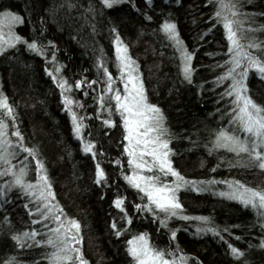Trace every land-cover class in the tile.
<instances>
[{
    "label": "trees",
    "instance_id": "trees-1",
    "mask_svg": "<svg viewBox=\"0 0 264 264\" xmlns=\"http://www.w3.org/2000/svg\"><path fill=\"white\" fill-rule=\"evenodd\" d=\"M241 2L243 10L252 16L251 21H245V24L251 23L254 30L249 35L264 42V28L259 27L264 25V0ZM90 4L96 9L94 14L87 11ZM135 4L133 8L124 0L111 8H102L99 0H0V11L8 9L23 18L22 24L14 26L15 32L29 39L38 38V43L47 46L44 56L29 52L20 42L7 49L6 54H0V92L15 109L16 127L23 134L26 146L38 148L64 213L80 222V247L89 264H132L126 242L140 232L146 233L150 243L158 248L179 249L174 256L186 254L189 264H195L197 258L201 264H264V247L258 246L264 230L258 223L260 218L256 211L219 195L220 187L223 189L225 185L222 181L226 180L239 179L248 186L264 188V170L237 165L234 153L211 148L212 130L227 124L223 115L225 105L219 99L225 85L213 82L222 69V65H216L226 58L227 45L222 26L214 17L209 19L214 11V0H180V3L151 0L147 6L144 0H135ZM145 12L151 20L143 15ZM167 18L176 22L183 46L193 53L191 83L180 74V54L176 47L159 30V25ZM113 26L138 66L148 100L157 103L163 111L172 133L169 147L173 149L170 154L173 166L187 178L215 181L206 185L207 191L197 193L190 187L180 191L178 198L183 215L190 219L172 217L164 226L147 210L140 212L133 207L141 203L143 194L138 195V190L124 179L130 169L123 149L125 141L119 114L112 115V126L97 119L93 85L88 86L87 95L75 88L68 93L83 105L79 109L73 106L74 111L93 114L85 115L86 127L82 133L95 141L96 158L93 159L92 154L82 152L80 141L72 132V120L64 108L60 89L44 71L45 67L54 69L51 59L54 53L60 66L57 75L72 84L76 79L96 81L98 93L103 84L100 79L103 70L98 69V63L108 67L114 78L117 74L114 34L110 31ZM48 41L53 43L48 44ZM246 83L251 89L250 95L264 104V83L255 76L254 70H250ZM5 119L10 132L11 120ZM13 138L9 135V139ZM25 155L27 153L21 152L12 164L27 166L29 176L34 179L35 162L30 156L28 161L22 159ZM113 160L118 163L113 164ZM97 162L105 173L99 184L95 177ZM9 179L0 177V183ZM117 195L124 197L125 210L131 217L127 227H124L123 213L113 204ZM8 197L7 202L0 201V220L8 217V224L0 230V264L13 256L21 264H49L44 256L52 251L50 246L21 249L11 239L12 233L25 228H36L40 233L37 239H45L47 233L39 222L31 223L28 209L24 207L28 202L26 194L14 188L8 192ZM144 199L146 201V197ZM200 215L211 217L221 228H228V232H221L223 240L211 233H195L199 222L192 217ZM35 218L33 214L32 219ZM113 221L122 229L120 236H116L111 227ZM51 227L52 224H48V228ZM172 230L176 232L174 239ZM228 243L241 249L242 256L233 257Z\"/></svg>",
    "mask_w": 264,
    "mask_h": 264
},
{
    "label": "snow or ice",
    "instance_id": "snow-or-ice-1",
    "mask_svg": "<svg viewBox=\"0 0 264 264\" xmlns=\"http://www.w3.org/2000/svg\"><path fill=\"white\" fill-rule=\"evenodd\" d=\"M121 2L122 0H99L102 8H111ZM128 2L136 8L135 0H128ZM144 2L146 6L151 4V0H144ZM177 3H180V0H177ZM214 4V11L209 19L214 17L215 22L222 26L227 45L224 53L226 58H222L220 65H216L217 67L222 65V69L219 75L213 78V82L214 85H225L223 91L219 93V99L225 105L223 115L227 119V124H221L217 129L212 130L211 148H223L234 153L237 165L249 168L256 166L264 170V104L258 103L250 95L251 89L246 83L250 70H254L255 76L264 83V42L254 35H249L254 30L251 23L245 24V21H251L252 16L243 10L241 0H214ZM87 11L94 14L96 9L90 4ZM143 15L151 20V16L146 12ZM23 22L21 14L17 12L8 9L0 11V54H6V49H12L20 42L29 52L44 56L47 46L43 42L38 43V38L29 39L13 30L14 26ZM259 27L264 28V25ZM5 28H7L6 33ZM159 30L176 47L180 54V74L184 80L191 83L194 71L191 65L193 53L183 46L176 22L167 18L159 25ZM110 31L114 34L112 44L117 74L114 78L108 67L98 63V69L103 70V75L100 77L103 84L98 93L96 81L76 79L72 84L64 76L57 75L60 73V66L55 61L54 53L51 57L54 69L45 67L44 71L51 76L53 83L60 89L64 108L67 109L72 120V132L80 139L81 150L84 153H92L93 159L96 158L95 141L82 135L86 127L85 115L93 114H78L74 111L73 106L79 109L83 105L68 93L75 88L87 95L88 86L93 85V101L97 104V119H102L104 125L112 126L114 124L112 115L119 114V123L123 127V141H126L123 149L130 169L124 175V179L131 187L138 190V195L143 194L140 196L141 203L134 204L133 207L140 212L147 210L164 226H167V221L172 217L182 216L185 220L190 219L183 215V206L177 197L178 191L186 187H190L197 193L207 191L206 185L213 184L215 181H197L187 178L173 166V161L170 159L173 149L169 147L172 133L165 123L163 111L157 103L148 100L138 66L128 54V46L121 40L116 27H111ZM200 38L202 39L203 35ZM52 43L48 41V44ZM0 110H2L0 112V165H2L0 177H10L9 180L0 183V201L7 202L8 192L13 187L18 188L21 194H26L28 197L24 207L28 209L31 223L39 222L47 233L45 239H37L40 233L36 228L31 230L25 228L12 233L11 239L21 249L36 245L50 246L52 251L45 253L44 256L49 264H89L80 247V222L66 215L63 207L56 200L51 178L47 174L39 150L35 145L32 147L25 145L23 134L16 127L18 121L15 109L8 103L7 97L2 92H0ZM104 112L108 115L102 116L101 113ZM5 118L11 120L10 132L9 123ZM9 135L17 139H9ZM21 152L27 153L22 159L28 161L30 156L35 162L34 179L29 176L27 166L15 167L12 164ZM240 154L244 155L241 157ZM112 163L116 164L118 160H113ZM231 164L230 161L229 166ZM104 176L105 173L97 162L96 183H101ZM169 176L171 179H168ZM222 183L226 184L227 188L220 191L219 195L254 209L257 217L260 218L258 223L264 230V188L248 186L239 179L226 180ZM113 204L123 213L124 227H127L131 217L125 210L124 197L117 195ZM33 214H36L35 219H32ZM192 219L199 222L195 228L197 235L211 233L223 240L221 232H228L227 227L221 228L216 225L209 216L200 215ZM6 224H8V217L4 216L0 220V230H3ZM48 224L53 226L48 228ZM111 227L116 236L121 235L122 229L115 221L111 223ZM175 236L176 232L172 230L171 237L174 239ZM126 243V250L132 258V264H189L186 254L174 256V252L179 249L158 248L150 243L144 232L132 235ZM258 246L264 247V237L260 238ZM227 248L233 257L242 256V250L233 244L228 243ZM4 264H21V262L13 256ZM195 264H201L198 258Z\"/></svg>",
    "mask_w": 264,
    "mask_h": 264
},
{
    "label": "rangeland",
    "instance_id": "rangeland-1",
    "mask_svg": "<svg viewBox=\"0 0 264 264\" xmlns=\"http://www.w3.org/2000/svg\"><path fill=\"white\" fill-rule=\"evenodd\" d=\"M122 1H124V0H122ZM7 32V28H5V33ZM7 50V49H6ZM115 69H116V73H117V67H116V61H115ZM118 83H119V81H118ZM117 83V84H118ZM121 88H122V86H121ZM113 104H114V102H112ZM76 137V136H75ZM77 139H79L78 137H76ZM14 139H16V137H14L12 140H14ZM79 141H80V139H79ZM125 143H126V141H125ZM223 149V148H222ZM225 150V149H224ZM230 152V151H229ZM87 154H92V153H87ZM12 163H14V160L12 161ZM258 168V167H257ZM170 177V176H169ZM15 187H13L12 189H14ZM226 188H227V185L225 184L224 186H223V189H222V187H220V189H221V191L222 190H226ZM18 189V188H17ZM135 189V188H134ZM187 189H190V188H188V187H186V188H182V189H180L179 191H178V193H177V197L179 196V193H180V191H184V190H187ZM137 190V189H136ZM179 199V198H178ZM53 226V225H52Z\"/></svg>",
    "mask_w": 264,
    "mask_h": 264
},
{
    "label": "bare ground",
    "instance_id": "bare-ground-1",
    "mask_svg": "<svg viewBox=\"0 0 264 264\" xmlns=\"http://www.w3.org/2000/svg\"><path fill=\"white\" fill-rule=\"evenodd\" d=\"M83 152V151H82Z\"/></svg>",
    "mask_w": 264,
    "mask_h": 264
}]
</instances>
